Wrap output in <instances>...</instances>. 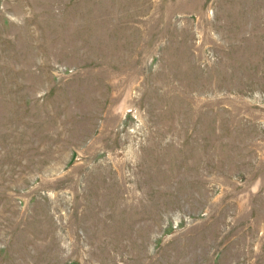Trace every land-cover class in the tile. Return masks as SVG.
Instances as JSON below:
<instances>
[{"label":"rangeland","instance_id":"374dc122","mask_svg":"<svg viewBox=\"0 0 264 264\" xmlns=\"http://www.w3.org/2000/svg\"><path fill=\"white\" fill-rule=\"evenodd\" d=\"M0 264H264V0H0Z\"/></svg>","mask_w":264,"mask_h":264}]
</instances>
